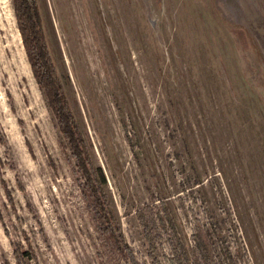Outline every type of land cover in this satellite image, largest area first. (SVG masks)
I'll return each mask as SVG.
<instances>
[{
	"label": "rangeland",
	"instance_id": "rangeland-1",
	"mask_svg": "<svg viewBox=\"0 0 264 264\" xmlns=\"http://www.w3.org/2000/svg\"><path fill=\"white\" fill-rule=\"evenodd\" d=\"M35 3L136 264H264V0ZM97 216L0 0V264H134Z\"/></svg>",
	"mask_w": 264,
	"mask_h": 264
},
{
	"label": "trees",
	"instance_id": "trees-1",
	"mask_svg": "<svg viewBox=\"0 0 264 264\" xmlns=\"http://www.w3.org/2000/svg\"><path fill=\"white\" fill-rule=\"evenodd\" d=\"M35 0H16V12L22 34L25 39V47L29 56L34 75L40 87L46 93L49 105L59 120V126L62 133L68 139L73 147L74 157L78 161V168L86 181V186L98 207V219L108 233H112V239L118 246H124L129 250L131 261L136 264L133 253L126 245V240L117 227L116 223L110 218L106 207L103 205L105 198L102 184L105 183L103 175H98L93 171V175L87 170L91 165L89 156L82 142L76 140L77 132L74 127V120L65 97L63 86L57 75L53 64L51 54L48 51L44 35L42 32L41 21L35 7ZM101 180V188L98 180ZM112 220V221H111Z\"/></svg>",
	"mask_w": 264,
	"mask_h": 264
}]
</instances>
